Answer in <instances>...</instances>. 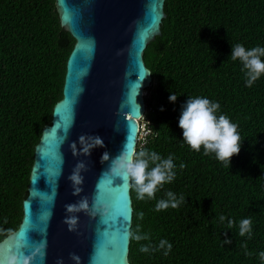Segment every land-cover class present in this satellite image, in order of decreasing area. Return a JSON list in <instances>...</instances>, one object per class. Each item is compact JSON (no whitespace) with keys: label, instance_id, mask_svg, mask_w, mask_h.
Instances as JSON below:
<instances>
[{"label":"trees","instance_id":"obj_1","mask_svg":"<svg viewBox=\"0 0 264 264\" xmlns=\"http://www.w3.org/2000/svg\"><path fill=\"white\" fill-rule=\"evenodd\" d=\"M73 43L53 0H0V240L21 220L33 149L61 99ZM237 43L264 47V0H165L161 33L142 53L150 78L142 115L149 133L134 151L173 155L176 178L151 200H137L130 189L131 229L140 225L150 240L130 242L128 264H264V76L245 86L242 64L229 57ZM170 95L177 96L174 103ZM197 96L218 102V115L238 125L241 149L229 167L182 141L179 115ZM169 190L185 203L156 211ZM248 217L251 239L238 234ZM161 239L172 245L167 256L163 249L139 251Z\"/></svg>","mask_w":264,"mask_h":264},{"label":"water","instance_id":"obj_2","mask_svg":"<svg viewBox=\"0 0 264 264\" xmlns=\"http://www.w3.org/2000/svg\"><path fill=\"white\" fill-rule=\"evenodd\" d=\"M53 1L59 26L74 43L64 65L61 99L33 149L21 220L0 240V264L12 258L23 264L29 256V264H40L41 254L46 255L44 264L59 258L75 264L70 253L81 264H89L90 257L95 258L92 264H128L130 242L124 233L131 227L130 189L107 170L109 162L102 163L101 155L107 151L115 157L125 140L128 153L134 151L143 91L150 81L142 53L161 33L165 0ZM81 135L101 137L104 147L94 146L88 156L78 142ZM73 142L75 155L69 149ZM80 161L89 170L81 173L83 191L73 195L80 185L68 177ZM82 196L88 197L87 211L66 212L65 205ZM95 198L99 203L93 208ZM71 216L78 217L74 231L64 223Z\"/></svg>","mask_w":264,"mask_h":264},{"label":"clouds","instance_id":"obj_3","mask_svg":"<svg viewBox=\"0 0 264 264\" xmlns=\"http://www.w3.org/2000/svg\"><path fill=\"white\" fill-rule=\"evenodd\" d=\"M231 60H239L242 64L241 71L244 73L246 87H251L257 80L264 76V47L255 46L250 49L237 43L231 46ZM177 99L176 95L169 96V102L174 103ZM139 106V105H138ZM140 108V106H139ZM220 105L218 102L209 100L206 97H189L178 119V127L182 131V141L187 144L193 151L199 152L201 147L204 149V154H214L218 161L226 162L230 166L231 158L238 155L241 149L242 139L238 132V125L233 123L230 118L224 114H219ZM142 114V113H141ZM144 118V117H143ZM145 127L149 123L144 119ZM162 127V126H161ZM118 131V129H115ZM64 140H67L65 136ZM90 141V143H88ZM78 142L83 145V152L88 156L91 154L90 149L95 147H104L103 139L99 136H85L81 135ZM136 146V145H135ZM70 151L73 155L77 152V143L73 142L69 145ZM127 140L122 145L121 151L110 158L109 152L105 151L101 155V162H109L108 171L114 172L120 176L128 185L129 189H134L137 200H151L155 199L156 193L168 183H171L176 178V165L174 163L173 155L166 158L159 153L152 150L140 149L138 152L133 151L131 154L127 151ZM135 149V148H134ZM183 163L180 168H184ZM89 169L83 161L78 162L70 176L69 181L74 182L79 187H75L73 195H79L82 191L83 175L81 173L87 172ZM99 203V199L95 198L93 208ZM185 203L183 195L177 197L172 191H167L165 197L157 201L155 205L156 211L167 210L169 208L176 209L181 204ZM89 208L88 197L82 196L76 203L66 204L65 210L68 213L87 211ZM144 214L138 213V218L143 219ZM221 221L225 220L224 216H220ZM78 222L77 216L66 217L64 223L68 225L69 231L75 230V225ZM234 221L229 219L228 225L232 227ZM239 236L247 235L249 239L252 236V219L251 217L244 218L239 222ZM124 238L131 242L135 240L149 241L150 237L147 233L141 232V226L137 225L136 230L133 231L131 227L124 233ZM231 241L225 239L223 244H230ZM242 248H247L246 244L241 245ZM164 250V255L167 256L172 249V245L167 241L161 239L158 245L153 246L151 242L142 244L139 251L148 253L152 250ZM251 256V252L245 253ZM259 258L264 261V251L259 253ZM32 258L25 257L23 264H29ZM46 259L45 254L40 256V264H44ZM69 259L75 264H81V258L75 253L69 254ZM94 257L89 258V264H92ZM9 264H16V259L12 258ZM55 264H64L63 259L59 258Z\"/></svg>","mask_w":264,"mask_h":264},{"label":"built area","instance_id":"obj_4","mask_svg":"<svg viewBox=\"0 0 264 264\" xmlns=\"http://www.w3.org/2000/svg\"><path fill=\"white\" fill-rule=\"evenodd\" d=\"M148 133H149V130L145 127L143 116H141L140 119L138 120V132H137L136 144L142 145ZM139 138H141L140 142H139Z\"/></svg>","mask_w":264,"mask_h":264},{"label":"snow or ice","instance_id":"obj_5","mask_svg":"<svg viewBox=\"0 0 264 264\" xmlns=\"http://www.w3.org/2000/svg\"><path fill=\"white\" fill-rule=\"evenodd\" d=\"M117 179H119V177H116V178H110L109 180H110L111 183H110L109 185H107L106 187L110 189V188H111V185L114 184V182H115ZM120 183H121V182H120ZM120 183H118V184H116V185H119ZM103 195L107 196V192H104ZM17 254H18V255H22V254L19 253V252H17Z\"/></svg>","mask_w":264,"mask_h":264},{"label":"rangeland","instance_id":"obj_6","mask_svg":"<svg viewBox=\"0 0 264 264\" xmlns=\"http://www.w3.org/2000/svg\"><path fill=\"white\" fill-rule=\"evenodd\" d=\"M146 92L143 91V96H145ZM143 128V127H142ZM141 141V138H139V142Z\"/></svg>","mask_w":264,"mask_h":264}]
</instances>
